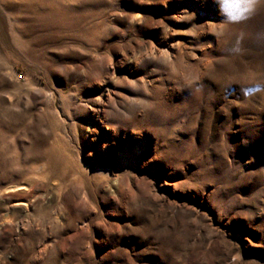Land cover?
<instances>
[{
  "label": "rangeland",
  "instance_id": "rangeland-1",
  "mask_svg": "<svg viewBox=\"0 0 264 264\" xmlns=\"http://www.w3.org/2000/svg\"><path fill=\"white\" fill-rule=\"evenodd\" d=\"M0 264H264V0H0Z\"/></svg>",
  "mask_w": 264,
  "mask_h": 264
},
{
  "label": "snow or ice",
  "instance_id": "snow-or-ice-1",
  "mask_svg": "<svg viewBox=\"0 0 264 264\" xmlns=\"http://www.w3.org/2000/svg\"><path fill=\"white\" fill-rule=\"evenodd\" d=\"M230 18H235V17H230Z\"/></svg>",
  "mask_w": 264,
  "mask_h": 264
}]
</instances>
